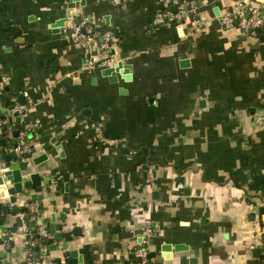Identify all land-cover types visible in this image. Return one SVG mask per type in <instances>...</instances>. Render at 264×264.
<instances>
[{"label":"crops","instance_id":"0c3cea01","mask_svg":"<svg viewBox=\"0 0 264 264\" xmlns=\"http://www.w3.org/2000/svg\"><path fill=\"white\" fill-rule=\"evenodd\" d=\"M69 1L0 0V110L10 117L21 96L27 106L12 119L24 135L8 139L4 153L28 144L27 161L47 154L38 173L50 177L10 207L42 209L29 219L36 233L54 214L76 264H137L130 255L151 246L150 264H256L264 253V23L255 35L222 28L231 0H180L186 18L172 24L158 16L175 11L167 0L77 1L68 20L117 31L104 65L100 39L70 43L68 20L52 28ZM256 5L264 12V0ZM117 61L129 80L102 74ZM33 193L43 195L40 206L27 203ZM19 215L16 233L0 234V264H68L46 242L28 255L25 212L0 207L7 228ZM164 243L188 249L164 258Z\"/></svg>","mask_w":264,"mask_h":264},{"label":"water","instance_id":"95a60500","mask_svg":"<svg viewBox=\"0 0 264 264\" xmlns=\"http://www.w3.org/2000/svg\"><path fill=\"white\" fill-rule=\"evenodd\" d=\"M82 2L83 0H70L67 3V9L65 12V16L62 17L61 19H58L52 24V28L58 30L60 27L64 26L65 22L68 20V17L70 15V9L75 7L76 2ZM173 10H176L175 8ZM105 23L108 24L107 18H105ZM261 41H264V35H261L259 38ZM181 64H187L188 61L182 60L180 62ZM124 68L126 66L121 62L117 61L112 63V65L105 67L102 70V74L107 76L110 81L114 82L117 80V76L113 75V73L119 74L124 80H129L130 75L124 73ZM2 78L0 77V82ZM17 102L22 104L24 103V100L21 97H18ZM6 117L4 111L0 110V119H4ZM16 120H20V116H16ZM19 134V130L13 131L14 137H17ZM0 144L3 147L5 144L4 139H0ZM18 143H14V147L17 146ZM22 158L24 160H18L14 161L15 159V154L13 152H9L7 154H4L2 157L3 162L9 163L8 164V169L4 171L3 173H0V199L2 198H7V201L9 202L6 205H1V211L2 213H12V214H19L20 211L25 212V221L28 222L29 226L31 227L32 231L35 230V225L32 221L29 220L30 218V213L28 207L26 206H18L14 205L10 207L9 204H15L17 200L24 195V190L27 188L30 189H35L38 192L42 191L43 186H48L50 177H41V175L38 173V165L41 164L42 162L46 161L47 159V154L43 153L40 154L36 157H33L29 162L27 161L28 158L31 157V152H24L21 154ZM23 174V175H22ZM24 174L26 177H24ZM5 181L11 182V185L9 187L5 186ZM43 198V195H38V194H31L29 196L28 202H35L36 200H39L38 206L41 205V200ZM54 204V202H51ZM42 209H39L38 212H34L36 215L37 213L39 215L42 214ZM60 219H65V215H61ZM23 222L21 220H18L14 226L12 227H5L4 224H1V218H0V234H2V239L7 240L9 238V235L12 233H16L17 228L21 227ZM39 226H42L43 228L46 229L47 234H50L49 237L46 239V244L48 246L47 250L49 251H57L62 249L64 256L68 257V264H76L77 261L80 262L81 259L78 257L77 251L75 249H72L70 247V244L68 241H65V235L63 232V226L60 223H55V216L54 214H50V216L46 217L44 220H41L38 222ZM18 226V227H17ZM9 232L7 233V231ZM38 238H40V234L37 233L36 235ZM54 241L56 242H61L60 244H55ZM40 246L35 247V255L37 254ZM151 251L147 254V258L151 259L155 257V252L152 250L153 247H149ZM160 249L162 251V257L164 258H170L171 257V252L172 250L175 252L179 251H184L187 250L188 247L185 244L182 243H177L174 245L164 243L160 246ZM254 255H258V250L255 249L253 251ZM137 261L139 262L140 259L136 258ZM194 258L190 259V262H194Z\"/></svg>","mask_w":264,"mask_h":264},{"label":"built area","instance_id":"2783aa9c","mask_svg":"<svg viewBox=\"0 0 264 264\" xmlns=\"http://www.w3.org/2000/svg\"><path fill=\"white\" fill-rule=\"evenodd\" d=\"M114 2L119 3L120 0H114ZM168 5H173L175 11H170L169 9L164 12L159 13V17L162 21L166 23H174L176 21L180 22L186 18V9L184 5L181 4L180 0H167ZM218 23L224 29H237L242 33H249L255 35L257 29L261 27L264 23V12L256 5V0H231V5L218 17ZM67 35L70 43L82 44L84 41H90L97 38V33L94 32L93 26L89 24L85 18L82 19H71L68 20L66 24ZM100 48L101 51L106 53V58L102 60L104 65H108L111 62V54L113 46V36L110 31H104L100 34ZM92 58V61H95ZM27 109L25 104H14L9 110L8 115L13 119L16 116H20ZM7 117V116H6ZM2 125H6L5 138H13L12 126L8 124V119L4 118L0 121V128ZM23 133L18 134L17 137H23ZM2 146L0 144V173H3L8 169V166L4 165L2 160ZM10 152L22 154L24 152H30V147L26 143H18L17 146H13L9 149ZM34 209V206H31ZM35 212V211H34ZM34 212H30V220L34 219ZM20 220L23 222V215H19ZM41 237H46L47 231L45 228L41 227L38 231ZM37 239L30 237L28 239L29 247L36 246ZM29 249V248H28ZM43 250H45L43 248ZM31 254V249L28 250V255ZM133 255L139 258L140 261L137 264H150L147 258V252L144 249H138L134 251Z\"/></svg>","mask_w":264,"mask_h":264},{"label":"trees","instance_id":"16d2710c","mask_svg":"<svg viewBox=\"0 0 264 264\" xmlns=\"http://www.w3.org/2000/svg\"><path fill=\"white\" fill-rule=\"evenodd\" d=\"M89 24H91L90 22H89ZM92 25V24H91ZM93 26V25H92ZM93 30H94V32H96L97 33V38H96V40L97 41H99V39H100V34H102L104 31H110L111 32V34H112V36H113V38H116L117 37V31H116V29L115 28H113V27H111V26H104V27H94L93 26ZM111 52L112 51H110V54H111ZM7 102V104H9V101H6ZM14 103V102H13ZM13 103H11V107L13 106ZM4 118H6V119H8V124L9 125H11L12 127H15V126H18V123H16L15 121H13L12 119H11V117H4ZM6 128H7V126L6 125H2L1 126V133H0V139H4L5 140V144H4V146H3V148H2V157L4 156V152H5V148H6V146H10L8 143H9V140L8 139H6L5 138V130H6ZM13 145H14V143H13ZM13 145H11V146H13ZM5 164H9V163H6L5 162ZM28 213H30V212H28ZM27 224H28V222H27ZM263 227H264V222L261 224ZM28 226H29V224H28ZM30 227V226H29ZM30 230H32L31 229V227H30ZM33 233V238L34 239H37V244H36V246H38V245H43L44 243H45V239L43 238H38L36 235H37V233L35 232V231H33L32 232ZM36 246H33V247H29L30 249H31V251L32 252H34L35 251V247ZM260 250V252H259V256L257 257V261H256V264H264V253L262 254V249H259ZM130 259H131V262L132 263H137V259H136V257L135 256H133V254H131L130 255Z\"/></svg>","mask_w":264,"mask_h":264}]
</instances>
